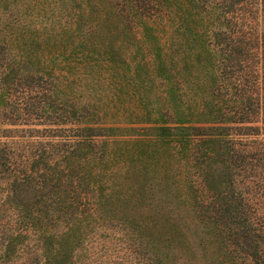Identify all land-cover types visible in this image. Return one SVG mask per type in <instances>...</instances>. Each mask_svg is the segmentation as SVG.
<instances>
[{
	"label": "trees",
	"instance_id": "trees-1",
	"mask_svg": "<svg viewBox=\"0 0 264 264\" xmlns=\"http://www.w3.org/2000/svg\"><path fill=\"white\" fill-rule=\"evenodd\" d=\"M0 264H264V0H0Z\"/></svg>",
	"mask_w": 264,
	"mask_h": 264
}]
</instances>
